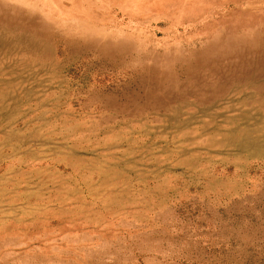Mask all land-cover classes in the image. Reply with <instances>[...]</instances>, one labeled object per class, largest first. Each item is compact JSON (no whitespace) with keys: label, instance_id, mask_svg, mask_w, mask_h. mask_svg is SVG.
<instances>
[{"label":"rangeland","instance_id":"374dc122","mask_svg":"<svg viewBox=\"0 0 264 264\" xmlns=\"http://www.w3.org/2000/svg\"><path fill=\"white\" fill-rule=\"evenodd\" d=\"M0 6V264H264V0Z\"/></svg>","mask_w":264,"mask_h":264},{"label":"bare ground","instance_id":"6f19581e","mask_svg":"<svg viewBox=\"0 0 264 264\" xmlns=\"http://www.w3.org/2000/svg\"><path fill=\"white\" fill-rule=\"evenodd\" d=\"M75 6V5H74ZM208 12H210V11H208ZM206 14V13H205ZM14 18H17V17H15V16H13V15H11V14H9V13H7L6 11H5V8L4 7H2V6H0V20H6V19H8V20H11V19H14ZM31 22V21H30ZM192 23V22H191ZM245 23V21L243 22V24ZM248 23H250V22H248ZM193 25V24H192ZM225 25V24H224ZM76 28H79V27H77V26H75ZM29 28V27H28ZM30 29H31V27H30ZM34 30H36V29H34ZM204 31V30H203ZM259 32V31H258ZM76 33V32H75ZM84 34V33H83ZM256 34V33H255ZM263 34V33H262ZM258 35V34H257ZM256 35V36H257ZM264 35V34H263ZM231 36H232V34H231ZM84 38V37H83ZM261 38V37H260ZM85 39V38H84ZM248 39V38H247ZM262 39V38H261ZM230 40V39H229ZM252 40V39H251ZM263 40V39H262ZM106 42V41H105ZM232 42V41H231ZM230 42V43H231ZM235 42V41H234ZM244 42H246L245 40H244ZM257 42L259 43V40H257ZM229 43V44H230ZM258 43H257V45H258ZM120 44V43H119ZM246 44V46H247V43H245ZM254 44H256V42L254 43ZM261 44H262V42H261ZM264 44V43H263ZM117 45V44H116ZM250 45V44H249ZM252 45V44H251ZM251 45H250V48H251ZM254 46V45H253ZM252 46V47H253ZM111 47V46H110ZM247 48V47H246ZM252 49V48H251ZM255 49H257V48H255ZM116 50H118V49H116ZM250 50V49H249ZM260 50V49H259ZM262 50V49H261ZM251 51V50H250ZM257 52H258V49L256 50ZM256 52V53H257ZM260 52V51H259ZM243 53H245L244 51H243ZM242 53V54H243ZM260 53H262V52H260ZM241 54V55H242ZM169 55V54H168ZM261 55V54H260ZM262 56V55H261ZM240 58H241V56H240ZM248 58V57H247ZM245 59V58H244ZM253 59V58H252ZM215 60V59H214ZM250 60V59H249ZM249 60H246V61H249ZM211 61V60H210ZM217 61V60H216ZM245 63V62H244ZM264 65V64H263ZM248 67V66H247ZM236 70V69H235ZM247 71V70H246ZM170 74V73H169ZM222 75V74H221ZM235 76V75H234ZM201 78V77H200ZM230 78V77H229ZM263 78V77H262ZM207 79V78H206ZM205 79V80H206ZM223 79H225V78H223ZM232 79V78H231ZM200 80V79H199ZM203 80V79H202ZM208 80V79H207ZM264 80V79H263ZM192 81V80H191ZM226 81V80H225ZM241 81V80H240ZM196 82V81H195ZM198 82V81H197ZM202 82V81H201ZM264 82V81H263ZM263 82L261 83V84H263ZM185 83V82H184ZM216 83V82H215ZM223 83V82H222ZM186 84V83H185ZM227 84V83H226ZM231 84V83H230ZM229 84V85H230ZM219 85V84H218ZM228 85V86H229ZM243 86V85H242ZM250 86V85H249ZM253 86V85H252ZM198 87V86H197ZM234 87V86H233ZM191 89V88H190ZM213 90H214V88H213ZM227 90V89H226ZM232 90V89H231ZM211 91V90H210ZM190 92V91H189ZM217 93V92H216ZM226 93V92H225ZM173 94H176V93H173ZM181 94H179V96H180ZM189 95V94H188ZM166 96V95H165ZM172 96H174V95H172ZM193 96V95H192ZM222 96V95H221ZM228 96V95H227ZM175 97V96H174ZM211 97H213L212 95H211ZM178 98V97H177ZM210 98V97H209ZM208 98V99H209ZM181 99H182V97H181ZM180 99V100H181ZM164 100V98L162 99V101ZM170 101H172V99H169ZM179 100V99H178ZM200 100V99H199ZM210 100V99H209ZM224 100H225V98H224ZM156 102V101H155ZM202 102V101H201ZM203 102H205L204 100H203ZM206 102H208V101H206ZM18 103V102H17ZM165 103H166V101H165ZM168 103V102H167ZM171 103V102H170ZM216 104V103H215ZM158 105H160L159 103H158ZM157 105V106H158ZM162 105V104H161ZM163 107V106H162ZM181 110V109H180ZM231 112V111H230ZM200 113V112H199ZM26 115V114H25ZM204 116V115H203ZM22 117V116H21ZM180 127H182V126H180ZM211 129V128H210ZM207 131V130H206ZM188 140V139H187Z\"/></svg>","mask_w":264,"mask_h":264}]
</instances>
